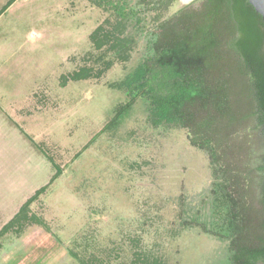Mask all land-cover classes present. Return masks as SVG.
Segmentation results:
<instances>
[{
  "label": "rangeland",
  "instance_id": "1",
  "mask_svg": "<svg viewBox=\"0 0 264 264\" xmlns=\"http://www.w3.org/2000/svg\"><path fill=\"white\" fill-rule=\"evenodd\" d=\"M123 1L14 0L0 15V232L35 196L1 234L0 264H229L227 242L182 223L210 219L208 159L187 131L151 125L143 98L106 128L158 23L199 2L129 0L124 28Z\"/></svg>",
  "mask_w": 264,
  "mask_h": 264
},
{
  "label": "trees",
  "instance_id": "2",
  "mask_svg": "<svg viewBox=\"0 0 264 264\" xmlns=\"http://www.w3.org/2000/svg\"><path fill=\"white\" fill-rule=\"evenodd\" d=\"M90 1L97 6L114 2ZM198 2V8L180 9L158 23L145 59L116 83L129 100L114 109L106 128L116 129L135 99L143 98L151 125L185 129L189 144L206 154L212 182L204 204L208 223L197 217L182 223L227 242L229 264H264V20L247 0ZM121 3L116 8L127 28L137 5ZM98 36L94 33L91 39ZM135 43L131 37L127 46L119 44L117 57L124 58ZM90 73L83 68L69 79L85 80ZM34 197L3 227L0 237L21 228Z\"/></svg>",
  "mask_w": 264,
  "mask_h": 264
},
{
  "label": "water",
  "instance_id": "3",
  "mask_svg": "<svg viewBox=\"0 0 264 264\" xmlns=\"http://www.w3.org/2000/svg\"><path fill=\"white\" fill-rule=\"evenodd\" d=\"M254 11L264 20V0H247Z\"/></svg>",
  "mask_w": 264,
  "mask_h": 264
},
{
  "label": "crops",
  "instance_id": "4",
  "mask_svg": "<svg viewBox=\"0 0 264 264\" xmlns=\"http://www.w3.org/2000/svg\"><path fill=\"white\" fill-rule=\"evenodd\" d=\"M5 5H6V4H5ZM5 5H4V6H5ZM2 9H3V8H2ZM2 9H0V15L3 14V13L7 10V9H6V10L2 11Z\"/></svg>",
  "mask_w": 264,
  "mask_h": 264
}]
</instances>
